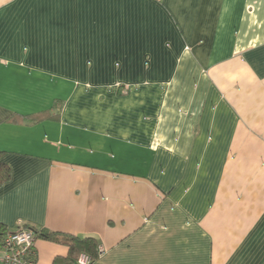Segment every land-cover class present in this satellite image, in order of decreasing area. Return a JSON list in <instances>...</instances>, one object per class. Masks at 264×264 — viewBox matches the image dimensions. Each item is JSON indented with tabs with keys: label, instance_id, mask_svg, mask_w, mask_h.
I'll list each match as a JSON object with an SVG mask.
<instances>
[{
	"label": "crops",
	"instance_id": "crops-1",
	"mask_svg": "<svg viewBox=\"0 0 264 264\" xmlns=\"http://www.w3.org/2000/svg\"><path fill=\"white\" fill-rule=\"evenodd\" d=\"M6 169V232L92 264H264V0H0Z\"/></svg>",
	"mask_w": 264,
	"mask_h": 264
},
{
	"label": "built area",
	"instance_id": "built-area-1",
	"mask_svg": "<svg viewBox=\"0 0 264 264\" xmlns=\"http://www.w3.org/2000/svg\"><path fill=\"white\" fill-rule=\"evenodd\" d=\"M36 241L37 234L29 227L8 232L0 240V264H37ZM91 262L86 253H81L77 259V264Z\"/></svg>",
	"mask_w": 264,
	"mask_h": 264
},
{
	"label": "trees",
	"instance_id": "trees-1",
	"mask_svg": "<svg viewBox=\"0 0 264 264\" xmlns=\"http://www.w3.org/2000/svg\"><path fill=\"white\" fill-rule=\"evenodd\" d=\"M47 115H50V113L47 112ZM9 176L10 172L8 169H6L3 173H0V182L8 179ZM29 228L33 229L36 232L37 239L44 238L46 240L53 241L67 247V255L64 257H56L54 260V264H77V259L81 253L90 255L92 264L100 256V241L94 236H79L45 229H37L35 227ZM5 229V225L0 222V231H3V236L10 232H6Z\"/></svg>",
	"mask_w": 264,
	"mask_h": 264
}]
</instances>
